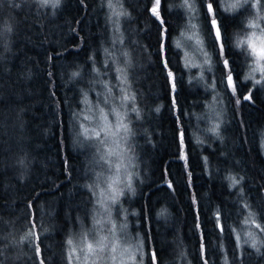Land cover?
I'll return each mask as SVG.
<instances>
[{"label": "trees", "instance_id": "trees-1", "mask_svg": "<svg viewBox=\"0 0 264 264\" xmlns=\"http://www.w3.org/2000/svg\"><path fill=\"white\" fill-rule=\"evenodd\" d=\"M227 1L161 0L157 18L155 0H0V264H68L65 241L95 229L98 162L79 129L102 104L135 109L136 177L112 218L145 264H264V232L259 251L240 238L264 226V86L237 46L256 9ZM197 23L208 59L193 67L179 38Z\"/></svg>", "mask_w": 264, "mask_h": 264}, {"label": "snow or ice", "instance_id": "snow-or-ice-1", "mask_svg": "<svg viewBox=\"0 0 264 264\" xmlns=\"http://www.w3.org/2000/svg\"><path fill=\"white\" fill-rule=\"evenodd\" d=\"M39 2L44 6L51 4L53 7H55L59 5L60 0H39ZM194 2L195 0H185V4L189 7H192ZM200 2L201 7H203L204 0H200ZM214 3L215 0H211V2L207 3V14L214 13ZM109 6H111V0H109ZM160 7L161 0H155L153 7L150 9L152 15L156 16L157 18L160 16ZM232 8L233 11L239 8L256 9L255 13L250 16L248 22L244 25L243 31L245 38L238 41L237 46L241 47L242 53L247 58H251V72L260 73L261 78L259 80H255L254 83L264 86V0H256L255 4L252 3V0H237V2L232 5ZM207 14L205 15L206 21ZM211 24L215 29V42L219 45L220 51L223 52L225 50V37L221 32V27L215 19L211 20ZM161 47L163 48L164 45H161ZM224 65L226 68L229 67V61L224 60ZM165 66L167 67V64ZM168 77L173 80L172 87L174 90L175 78L171 71L168 72ZM121 83L123 84L124 80H121ZM226 84L227 87L231 88L233 92L236 91V85L233 80L231 70H229L226 76ZM121 92L124 93L121 97L122 103H130L135 100V97L128 95L123 88L121 89ZM250 98V96L244 97L246 100ZM105 103H107V100H105ZM237 103H239V101H237ZM131 110L135 111V109ZM109 113L112 116L111 120L109 119ZM85 119H87V117H85ZM218 127L219 125H216L211 129V131L215 133ZM130 131L131 130L128 126V123L126 122V114H122L117 108L109 109L108 113H106L104 109H100L99 115L97 117L96 127L92 129L84 128V134L86 136L90 134V138H94L100 146L107 147L106 156L108 159L106 162L109 164L110 169L112 167L115 168L117 175L123 166V149H121L120 145L130 133ZM181 143H183V133H181ZM101 159H104V156H102ZM233 183L236 184L239 183V181L233 178ZM117 185L118 181L116 179L109 178L106 189H101L99 194L96 191H93V196H99L97 199V204L100 205L101 210L105 214H107L108 205L116 203L118 197L123 194V190L119 189ZM88 187L93 188V186ZM127 187L131 188L130 180ZM245 222L247 223L248 221L246 220ZM253 223L255 222L253 221ZM95 224L101 226L99 230H89L88 232H82L79 234L78 239L74 234L65 241L68 248V264H109V262H111V264H127V262L122 259L118 260V257L115 254L117 249L120 247L119 239L115 232L112 229H108V234H101L105 231L103 222L97 219L95 220ZM255 227L264 232V226L255 224ZM32 235L33 233H28L25 239ZM248 235L249 237L252 236L251 233ZM247 242L248 241L246 240L245 243ZM260 243L264 244V240H261ZM251 246L259 251L256 240H252ZM36 253L37 255L40 254L39 247L36 248ZM0 255H2V252H0ZM128 259L132 261L133 264H135L136 257L134 255L130 256ZM151 259L152 264H157V257L154 252L152 253ZM41 264H43V261H41ZM204 264H207L206 260L204 261Z\"/></svg>", "mask_w": 264, "mask_h": 264}, {"label": "rangeland", "instance_id": "rangeland-1", "mask_svg": "<svg viewBox=\"0 0 264 264\" xmlns=\"http://www.w3.org/2000/svg\"><path fill=\"white\" fill-rule=\"evenodd\" d=\"M227 1V0H226ZM228 5L230 7H232L233 4H235L237 2V0H228L227 1ZM198 14V11L196 12V15ZM199 24L197 23L198 26H194V28L191 29H187L184 30L183 33H181L179 41H180V45L184 51V55L186 57V61L190 64V66L193 67H198V66H202L205 63H207V50L205 48V39L204 36L202 35V31L201 28H199ZM201 27V25H200ZM245 37H243L244 39ZM206 53V55H205ZM251 65H252V61L250 60ZM252 75H256L258 77H260V73H252ZM100 104V103H99ZM125 104H129V103H125ZM98 106V105H97ZM112 108H117L122 114L123 111L116 105H109V107L106 105H100V109H104V111L106 113L109 112V109ZM132 111L129 110V117L126 116V119H128V126L130 128V125L132 127V122L130 120ZM99 115V111H97V109H95L92 113L88 114L87 119L84 121V128H88V129H92L94 127H96L97 124V117ZM109 119H112L111 114L109 113ZM129 120H130V124H129ZM84 128L81 127V130L79 129V131H81V134L89 140V142H91V145L93 146V151L95 153V157L96 160L98 162V169H97V177H96V188L95 191L99 194V192L101 191V189H106L107 188V181L109 180V178H114L118 181V185L117 187L119 189L124 190L130 180L131 186H133V180L136 177V163L133 159L134 155L133 153H131V140L129 135H127V137L121 142V149H123V157H122V167L119 171V174L117 175L116 170L114 167H112L110 169L109 164L106 162L107 161V156H106V152H107V147L106 146H100L98 144L97 141H95L94 138H90V134L88 136H86L84 134ZM131 130V129H130ZM99 148V150H98ZM104 156V159H101V157ZM99 198V196H96V202L97 199ZM119 199V197H118ZM118 201V200H117ZM114 204H109L108 205V211L107 214H105L101 208L100 205L97 204V211H98V216L96 219H99L103 222V227L105 229V231L101 234H108L107 230L108 229H112L116 236L119 239V244L120 247L117 249V252L115 253L116 256L118 257V260H124L127 262V264H133L132 261H130L128 258L132 255H134L136 257V261L135 264H145V252L144 249L141 245H137L138 243H132L130 241L129 238H126L123 236V231H121L120 225H118L119 223L116 222L115 218H112V214L114 213V215H116L117 213H120L123 215L124 214V208L119 206V202ZM115 226V227H113ZM100 225H96L95 229H93V231H97L100 229ZM254 230V231H253ZM259 230V228L255 227V223L253 225L252 228H250V226L246 225L244 227V229L242 230L241 233V240L243 242H245L246 240L248 242H251L250 239L251 238H255V234L257 233ZM249 233L252 234L251 237H249ZM77 239L79 238V236L76 237ZM247 242V243H248ZM109 264H111V262H109Z\"/></svg>", "mask_w": 264, "mask_h": 264}]
</instances>
